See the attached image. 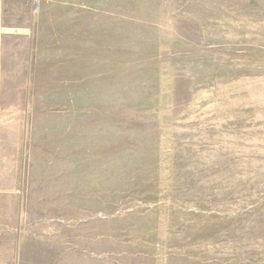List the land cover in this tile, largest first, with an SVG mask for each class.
I'll use <instances>...</instances> for the list:
<instances>
[{
  "label": "rangeland",
  "instance_id": "1",
  "mask_svg": "<svg viewBox=\"0 0 264 264\" xmlns=\"http://www.w3.org/2000/svg\"><path fill=\"white\" fill-rule=\"evenodd\" d=\"M14 4L0 264H264V0Z\"/></svg>",
  "mask_w": 264,
  "mask_h": 264
},
{
  "label": "crops",
  "instance_id": "2",
  "mask_svg": "<svg viewBox=\"0 0 264 264\" xmlns=\"http://www.w3.org/2000/svg\"><path fill=\"white\" fill-rule=\"evenodd\" d=\"M29 1L30 0H0V16L4 10V7L7 5L8 2H21V4L15 5L14 7H22V8H29ZM28 2V4H26ZM4 38L2 35H0V96H2V91H3V87H4V80H5V72H4ZM2 110L8 109V111L6 113H2L0 114V120L3 119L5 116H7V118H5L3 121H11L13 122L15 120V117L13 115V113H11V109L9 108H5V107H0ZM4 123L0 122V126L3 125ZM7 124V123H6Z\"/></svg>",
  "mask_w": 264,
  "mask_h": 264
}]
</instances>
